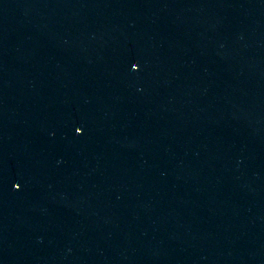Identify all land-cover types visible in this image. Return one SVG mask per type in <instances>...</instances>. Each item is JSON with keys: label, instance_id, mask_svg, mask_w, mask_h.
Masks as SVG:
<instances>
[{"label": "water", "instance_id": "obj_1", "mask_svg": "<svg viewBox=\"0 0 264 264\" xmlns=\"http://www.w3.org/2000/svg\"><path fill=\"white\" fill-rule=\"evenodd\" d=\"M0 264H264V0H0Z\"/></svg>", "mask_w": 264, "mask_h": 264}]
</instances>
